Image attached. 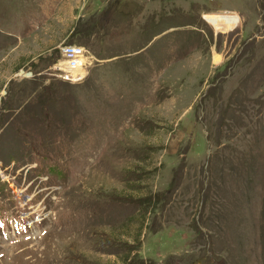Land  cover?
<instances>
[{
    "label": "rangeland",
    "instance_id": "obj_1",
    "mask_svg": "<svg viewBox=\"0 0 264 264\" xmlns=\"http://www.w3.org/2000/svg\"><path fill=\"white\" fill-rule=\"evenodd\" d=\"M45 185L0 264H264V0H0V217Z\"/></svg>",
    "mask_w": 264,
    "mask_h": 264
},
{
    "label": "built area",
    "instance_id": "obj_2",
    "mask_svg": "<svg viewBox=\"0 0 264 264\" xmlns=\"http://www.w3.org/2000/svg\"><path fill=\"white\" fill-rule=\"evenodd\" d=\"M59 57L52 65L51 73L68 82H77L84 78V72L91 66L94 58L79 45L64 44L59 48ZM50 69V70H51Z\"/></svg>",
    "mask_w": 264,
    "mask_h": 264
},
{
    "label": "bare ground",
    "instance_id": "obj_3",
    "mask_svg": "<svg viewBox=\"0 0 264 264\" xmlns=\"http://www.w3.org/2000/svg\"><path fill=\"white\" fill-rule=\"evenodd\" d=\"M226 18L227 17L209 16V17H207V20L210 23H212L213 25H220V24L225 23L227 21Z\"/></svg>",
    "mask_w": 264,
    "mask_h": 264
}]
</instances>
